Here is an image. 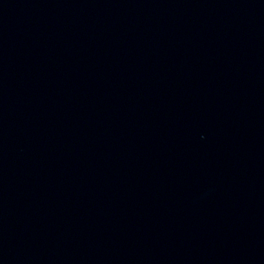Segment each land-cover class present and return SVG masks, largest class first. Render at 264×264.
<instances>
[{"label": "water", "instance_id": "obj_1", "mask_svg": "<svg viewBox=\"0 0 264 264\" xmlns=\"http://www.w3.org/2000/svg\"><path fill=\"white\" fill-rule=\"evenodd\" d=\"M0 264H264V0H0Z\"/></svg>", "mask_w": 264, "mask_h": 264}]
</instances>
